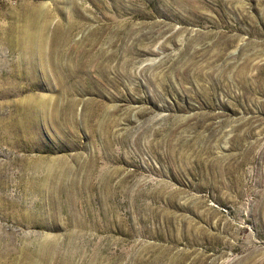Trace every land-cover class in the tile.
Masks as SVG:
<instances>
[{
  "label": "rangeland",
  "instance_id": "374dc122",
  "mask_svg": "<svg viewBox=\"0 0 264 264\" xmlns=\"http://www.w3.org/2000/svg\"><path fill=\"white\" fill-rule=\"evenodd\" d=\"M0 264H264V0H0Z\"/></svg>",
  "mask_w": 264,
  "mask_h": 264
},
{
  "label": "bare ground",
  "instance_id": "6f19581e",
  "mask_svg": "<svg viewBox=\"0 0 264 264\" xmlns=\"http://www.w3.org/2000/svg\"><path fill=\"white\" fill-rule=\"evenodd\" d=\"M35 23V22H34ZM37 24V23H36Z\"/></svg>",
  "mask_w": 264,
  "mask_h": 264
}]
</instances>
